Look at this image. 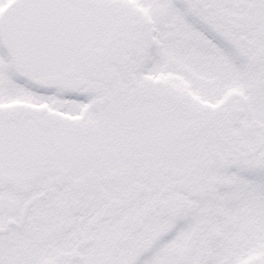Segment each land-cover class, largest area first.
Returning <instances> with one entry per match:
<instances>
[{"label":"snow or ice","instance_id":"obj_1","mask_svg":"<svg viewBox=\"0 0 264 264\" xmlns=\"http://www.w3.org/2000/svg\"><path fill=\"white\" fill-rule=\"evenodd\" d=\"M0 264H264V0H0Z\"/></svg>","mask_w":264,"mask_h":264}]
</instances>
